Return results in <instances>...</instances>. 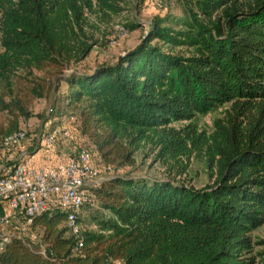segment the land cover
<instances>
[{
	"label": "trees",
	"instance_id": "trees-1",
	"mask_svg": "<svg viewBox=\"0 0 264 264\" xmlns=\"http://www.w3.org/2000/svg\"><path fill=\"white\" fill-rule=\"evenodd\" d=\"M183 1L182 15L158 17L116 63L65 74L127 0H0V108L19 71L54 69L51 87L69 85L68 105L107 166L134 165L149 148L167 173L106 177L91 189L94 228L81 214L96 199L76 233L54 207L28 233L11 232L0 264H264V238L252 237L264 224V0ZM218 109L201 129L197 117ZM16 131L0 130V141ZM41 138L28 134L31 154ZM192 158L210 183L183 177Z\"/></svg>",
	"mask_w": 264,
	"mask_h": 264
},
{
	"label": "rangeland",
	"instance_id": "rangeland-1",
	"mask_svg": "<svg viewBox=\"0 0 264 264\" xmlns=\"http://www.w3.org/2000/svg\"><path fill=\"white\" fill-rule=\"evenodd\" d=\"M183 0H127L124 10L112 16L105 22H100L97 29L93 30L94 38L98 41L91 53L78 63H71L64 69L65 74L88 73L96 67L107 64H114L120 56L128 50L136 47L147 34L152 23L158 18L167 14L180 16L183 13ZM136 23L138 26L133 30H128L127 24ZM127 29L126 34H120L118 27ZM0 44V51H1ZM48 72L55 73L54 69ZM46 71L34 70L32 74L24 71L13 79L12 92L5 90V100L10 103L9 109L0 108V130H7L14 122L17 123V130H25L29 136L41 134L49 118H55V124L67 126L71 129L72 136L65 143H58L53 150L48 153H55L59 158L76 154L81 148H88L93 156L94 163L100 169L104 177L111 175L166 178L165 167L160 162L154 161V155L149 148H144L135 154L134 165H123L117 168L108 169L103 161L96 145L86 137L80 129V122L76 114L78 111L68 105L66 94L69 85L65 81L55 83L51 87V76ZM62 78V77H60ZM4 91V89H2ZM221 109L210 112L205 116L197 117V123L201 129L211 130L214 118L221 116ZM73 117V118H72ZM45 150V149H44ZM54 155V154H53ZM52 155V156H53ZM48 154L47 159H49ZM67 159V158H66ZM187 181L193 185L201 187L212 181L208 175L206 164L202 159L192 158L190 162ZM96 200L98 198H95ZM98 201L95 207L85 208L81 218L85 226L94 228L90 219L93 214H97ZM14 229L5 230L20 234L19 224ZM28 233V231H26ZM42 229L33 231V239H39ZM36 236V237H35ZM252 237L256 240L264 238V224L252 232ZM256 252L260 247H256Z\"/></svg>",
	"mask_w": 264,
	"mask_h": 264
},
{
	"label": "built area",
	"instance_id": "built-area-1",
	"mask_svg": "<svg viewBox=\"0 0 264 264\" xmlns=\"http://www.w3.org/2000/svg\"><path fill=\"white\" fill-rule=\"evenodd\" d=\"M118 31L126 34L127 29L119 26ZM55 121V118L46 121L39 146L34 147L35 152L53 150L58 143L71 138V129L55 124ZM27 140L28 132L19 130L0 141V206L3 207L0 212V246L8 242L12 234L5 230L20 224L26 231L35 216L54 207L67 211L68 227L72 232H78V214L83 206L94 204L95 194L91 189L106 178L88 148L79 149L68 159L51 156L46 163L40 164L26 149ZM108 169L112 167L108 166ZM22 218L25 222L21 224Z\"/></svg>",
	"mask_w": 264,
	"mask_h": 264
},
{
	"label": "crops",
	"instance_id": "crops-1",
	"mask_svg": "<svg viewBox=\"0 0 264 264\" xmlns=\"http://www.w3.org/2000/svg\"><path fill=\"white\" fill-rule=\"evenodd\" d=\"M48 154H50V157L54 154L53 156L55 159H61V160H65L66 158L68 159L70 157V156H68V157L59 158L58 155H55V153H48V150H44V149L33 153V157L37 162L42 164V163H46L49 160L46 158V157H48Z\"/></svg>",
	"mask_w": 264,
	"mask_h": 264
}]
</instances>
